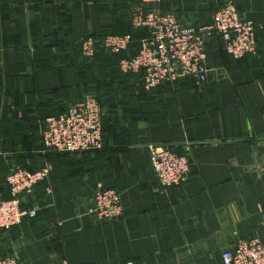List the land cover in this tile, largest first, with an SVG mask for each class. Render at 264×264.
<instances>
[{"label":"crops","instance_id":"0c3cea01","mask_svg":"<svg viewBox=\"0 0 264 264\" xmlns=\"http://www.w3.org/2000/svg\"><path fill=\"white\" fill-rule=\"evenodd\" d=\"M229 0H0V199L7 174L40 169L48 157L45 119L86 94L103 111V148L60 154L47 181L25 194L39 214L0 228V257L24 264H223L238 240L264 244V30L256 56H230L218 34L207 40L208 78H181L152 92L116 57L82 53L83 38L132 32L140 7L209 25ZM264 23V0H232ZM139 41L145 31L133 32ZM130 52V51H129ZM192 160L188 180L163 187L149 144ZM99 187L117 189L116 220L92 212ZM47 188H50L48 191Z\"/></svg>","mask_w":264,"mask_h":264},{"label":"built area","instance_id":"2783aa9c","mask_svg":"<svg viewBox=\"0 0 264 264\" xmlns=\"http://www.w3.org/2000/svg\"><path fill=\"white\" fill-rule=\"evenodd\" d=\"M161 1L143 0L145 3ZM132 26L148 30L135 55L129 53L130 33L89 35L82 39L81 49L86 57H94L100 50L113 54L126 52L127 55L118 62L121 71L141 75L147 92L187 77L204 84L209 72L207 40L214 34L220 36L226 52L239 59L258 54L259 34L264 30V23H256L243 15L232 0L217 9L212 22L206 26H186L173 12L142 7L133 14ZM45 122L42 140L48 157L40 169L18 167L7 174L10 197L0 199V228L10 229L39 214V207L23 204V197L47 181L53 170L54 157L103 148V111L95 94H86L67 111L46 117ZM147 148L156 178L163 187L180 186L188 180L192 165L189 154L176 152L166 144H149ZM92 212L101 221L119 219L124 212L120 192L110 187L97 188L93 194ZM222 262L264 264V244L258 237L242 238L223 251ZM0 264L24 263L14 256H3ZM128 264L136 263L130 260Z\"/></svg>","mask_w":264,"mask_h":264},{"label":"trees","instance_id":"16d2710c","mask_svg":"<svg viewBox=\"0 0 264 264\" xmlns=\"http://www.w3.org/2000/svg\"><path fill=\"white\" fill-rule=\"evenodd\" d=\"M132 29H133L132 32H129L131 34V36H132V43L130 45V52L129 53L132 54V55H135L138 52V50H139V47H140V44H141V40L148 35V30L146 28H133V26H132ZM141 29H143L145 31V34L139 41H136L133 32L140 31ZM113 55L116 57L117 62H119V59L121 57H123V56H126L127 53L126 52H122V53L113 54Z\"/></svg>","mask_w":264,"mask_h":264}]
</instances>
